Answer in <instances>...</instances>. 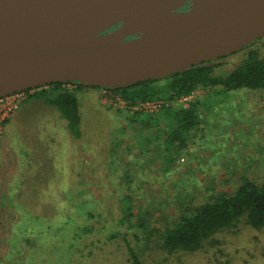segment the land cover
I'll return each instance as SVG.
<instances>
[{"label": "rangeland", "instance_id": "obj_1", "mask_svg": "<svg viewBox=\"0 0 264 264\" xmlns=\"http://www.w3.org/2000/svg\"><path fill=\"white\" fill-rule=\"evenodd\" d=\"M191 7L183 0L175 11ZM249 49L264 56V35L214 62L227 74ZM102 93L77 97V138L57 108L3 128L0 149L16 159L0 176V264H264V227L242 221L194 251L162 246L184 208L243 178L264 180V90L199 89L198 126L168 149L162 131L128 123ZM126 195L132 217L122 221Z\"/></svg>", "mask_w": 264, "mask_h": 264}, {"label": "water", "instance_id": "obj_2", "mask_svg": "<svg viewBox=\"0 0 264 264\" xmlns=\"http://www.w3.org/2000/svg\"><path fill=\"white\" fill-rule=\"evenodd\" d=\"M144 1L0 0V98L57 82L120 88L159 79L264 35L258 0H222L206 14L204 28L163 52L144 55L141 22L128 31L123 23Z\"/></svg>", "mask_w": 264, "mask_h": 264}, {"label": "trees", "instance_id": "obj_3", "mask_svg": "<svg viewBox=\"0 0 264 264\" xmlns=\"http://www.w3.org/2000/svg\"><path fill=\"white\" fill-rule=\"evenodd\" d=\"M254 42L241 50L249 48ZM214 61L203 62L163 78L108 89L128 105L155 98L175 100L194 89L208 91L219 87L224 91L264 90V56H260L255 49H249L227 74L221 73L222 69H218ZM74 83L78 87H90L81 82ZM61 86L62 82H57L49 84L48 88L59 90L54 102L67 121L71 134L77 138L80 136L77 101L73 92L62 89ZM200 98L194 99L185 108L173 103L152 114L140 112L128 114L126 120L130 124L140 125L147 131L158 128V131H162L165 135L162 146L166 149L174 145L180 148L185 145L188 136L198 126L199 108L206 100ZM130 202L128 195L124 196L122 221L132 217ZM240 221L253 229L264 227V180L256 183L252 179L243 178L231 192L216 191L206 202L191 209L184 208L171 225L163 228L162 246L168 253L175 250L194 251L215 232L235 227Z\"/></svg>", "mask_w": 264, "mask_h": 264}, {"label": "bare ground", "instance_id": "obj_4", "mask_svg": "<svg viewBox=\"0 0 264 264\" xmlns=\"http://www.w3.org/2000/svg\"><path fill=\"white\" fill-rule=\"evenodd\" d=\"M221 1L192 0L190 11L178 13L174 7L180 0H146L126 14L124 29L128 31L141 22L143 34L139 52L144 55L160 53L204 28L206 14L216 10ZM258 4L264 7V0H258Z\"/></svg>", "mask_w": 264, "mask_h": 264}, {"label": "built area", "instance_id": "obj_5", "mask_svg": "<svg viewBox=\"0 0 264 264\" xmlns=\"http://www.w3.org/2000/svg\"><path fill=\"white\" fill-rule=\"evenodd\" d=\"M75 83L73 82H63L62 88L66 87L65 90L71 91L72 88L75 87ZM48 85H43L35 88H30L27 90H22L18 92H14L12 94L3 96L0 98V137L2 133V128L6 120L11 117L14 112L18 109L19 104L29 96L34 93L48 88ZM103 90L101 100L106 105L112 107L113 109L124 110L129 114H133L135 112H140L144 114H152L161 110L163 107H167L173 103H177L179 106L185 108L196 99L198 96L199 89H194L186 95H181L175 100H165L161 98L148 99L144 101H140L133 105H128L124 103L118 95L114 94L108 88H101Z\"/></svg>", "mask_w": 264, "mask_h": 264}, {"label": "crops", "instance_id": "obj_6", "mask_svg": "<svg viewBox=\"0 0 264 264\" xmlns=\"http://www.w3.org/2000/svg\"><path fill=\"white\" fill-rule=\"evenodd\" d=\"M99 90H100V88L99 89H94V88H91V87H78L77 89H75L73 91V94H74V96L76 98L77 106L79 105L78 104V100H77L78 96H84L87 92H92V94H93V96L95 98V95H97V92ZM58 92L59 91L57 89L55 91L54 90L43 91V92H41V93H39V94H37L35 96H30V97L24 99L19 104L18 109L14 112V114L11 117H9L6 120V122L4 123V125H3L4 134H5V131L9 127L10 128L12 127V128H14L16 130L22 129L23 127L21 128V123L22 122L24 123L26 118H29L28 116L31 113H33L35 111V109L41 110V111L52 110V108L55 109V110H56V108L58 109V107L56 106V104L54 102ZM64 120H65V118H64ZM63 122H65V124L67 125V121L66 120L63 121ZM3 128H2V131H3ZM34 128L32 129V132L37 129L36 128L34 130ZM5 137H6V135H5ZM16 137L19 138V139H21V138L24 139V134L22 132L18 131V132H16ZM40 145H42V144H40ZM8 154H10V151H5L3 149L2 150L0 149V176L9 174L10 165L16 159L15 154L13 155V156H15L14 158H10V156ZM16 162H17V160H16Z\"/></svg>", "mask_w": 264, "mask_h": 264}, {"label": "flooded vegetation", "instance_id": "obj_7", "mask_svg": "<svg viewBox=\"0 0 264 264\" xmlns=\"http://www.w3.org/2000/svg\"><path fill=\"white\" fill-rule=\"evenodd\" d=\"M181 10H183V8H182V9H181V8H180V9H178V11H181Z\"/></svg>", "mask_w": 264, "mask_h": 264}]
</instances>
